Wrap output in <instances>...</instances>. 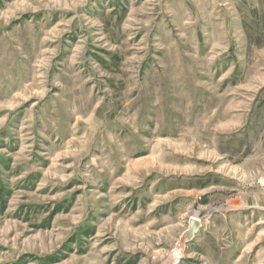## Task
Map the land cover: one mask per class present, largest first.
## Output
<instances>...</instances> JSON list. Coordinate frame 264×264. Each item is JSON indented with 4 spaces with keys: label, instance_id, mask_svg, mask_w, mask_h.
I'll use <instances>...</instances> for the list:
<instances>
[{
    "label": "rangeland",
    "instance_id": "1",
    "mask_svg": "<svg viewBox=\"0 0 264 264\" xmlns=\"http://www.w3.org/2000/svg\"><path fill=\"white\" fill-rule=\"evenodd\" d=\"M0 264H264V0H0Z\"/></svg>",
    "mask_w": 264,
    "mask_h": 264
},
{
    "label": "water",
    "instance_id": "2",
    "mask_svg": "<svg viewBox=\"0 0 264 264\" xmlns=\"http://www.w3.org/2000/svg\"><path fill=\"white\" fill-rule=\"evenodd\" d=\"M201 228L202 222L200 219L196 217L190 218L188 229L182 234L180 238V242L178 244L179 249H183L188 243L192 242L199 234Z\"/></svg>",
    "mask_w": 264,
    "mask_h": 264
},
{
    "label": "bare ground",
    "instance_id": "3",
    "mask_svg": "<svg viewBox=\"0 0 264 264\" xmlns=\"http://www.w3.org/2000/svg\"><path fill=\"white\" fill-rule=\"evenodd\" d=\"M197 218V217H196ZM198 219H200V218H198ZM201 220V219H200ZM201 222H202V220H201Z\"/></svg>",
    "mask_w": 264,
    "mask_h": 264
}]
</instances>
